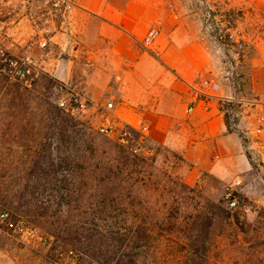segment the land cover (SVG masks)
Masks as SVG:
<instances>
[{"label":"rangeland","instance_id":"374dc122","mask_svg":"<svg viewBox=\"0 0 264 264\" xmlns=\"http://www.w3.org/2000/svg\"><path fill=\"white\" fill-rule=\"evenodd\" d=\"M44 2L26 17L20 39L13 40L5 27L0 31V44L10 54L49 51L37 42L53 24ZM15 3L19 7L30 1ZM172 3L189 16L196 37L214 43L210 79L218 84L229 128L241 135L264 175V101L253 81L264 82V0ZM4 4L9 9L1 11L0 19L7 20L11 5ZM103 65L100 57L95 66L84 50L68 81L41 69L36 84L22 88L23 105L14 100L11 110L0 105V116L10 113L7 124L0 122V212L26 218L45 238L28 239L0 220V256L7 254L15 264L57 263L54 259L89 264L86 240L105 243L117 235L122 239L118 244L135 253L138 264H264V199L252 201L249 190L237 188L239 206L230 208L228 187L209 178L189 183L186 164L167 147L154 145L149 157L136 155L116 134L97 130L108 113L104 105L110 94L99 95L97 102L87 86L114 83L113 74L105 77ZM73 93L85 98V106L74 114L58 105ZM52 225L68 227L67 233L54 232L69 244L50 236ZM72 239L82 241L69 252Z\"/></svg>","mask_w":264,"mask_h":264},{"label":"crops","instance_id":"0c3cea01","mask_svg":"<svg viewBox=\"0 0 264 264\" xmlns=\"http://www.w3.org/2000/svg\"><path fill=\"white\" fill-rule=\"evenodd\" d=\"M28 1L18 7L15 0H0V13L8 8L4 3L11 5L10 17L0 19V31L5 27V33L14 34L13 40L21 38L26 17L40 7L36 6L40 0ZM43 5L53 24L40 36L48 40V46L40 47L49 51L32 53L44 71L68 81L81 52L85 50L95 66L101 57V70L105 77L113 74L114 83L104 82L102 88L91 83L89 95L97 102L101 94L114 95L113 113L118 120L133 127L146 125L154 145L167 147L184 161L189 183L209 178L228 187L239 182L236 189L249 190L250 200L264 199V175L249 157L241 135L229 128L217 89L206 87L208 94L187 110L194 86L205 79L212 82L216 53L213 42L196 37L189 16L180 14L172 0H81L78 7L58 16L47 0ZM158 20L161 34L145 48L141 39ZM65 51L69 55L63 57ZM94 68L96 76L98 68ZM118 75L121 81L116 80ZM253 81L264 101V82L255 77ZM0 264L15 262L3 253Z\"/></svg>","mask_w":264,"mask_h":264},{"label":"built area","instance_id":"2783aa9c","mask_svg":"<svg viewBox=\"0 0 264 264\" xmlns=\"http://www.w3.org/2000/svg\"><path fill=\"white\" fill-rule=\"evenodd\" d=\"M80 2L81 0H47L52 13L56 16L66 15L68 12L78 7ZM161 26L162 23L160 20L150 26L141 39V44L145 48H150L160 36ZM38 44L44 48L48 46V40L45 37H41ZM0 66L2 70L8 71L13 77L21 80L27 87H31L38 80L42 69L38 59L30 51L20 56H14L10 54L1 44ZM116 80L121 81V77L119 75L116 76ZM206 87L216 89L218 88V84L205 79L201 85L194 86V98L192 103L187 108L188 111L193 109L194 103L198 98L208 94L205 90ZM84 101L85 98L83 96L73 93L72 97L69 99L65 96L61 97L58 100V104L66 111L74 114L76 111L80 110V108L85 106ZM115 103L116 97L111 95L104 105L108 113L98 124L97 130L104 135L116 134L119 142L133 154L145 157L152 156L155 152V146L149 139L147 126L142 124L139 127H133L118 120L117 116L113 113ZM132 132L134 135H132ZM238 183L239 182H236V184ZM236 184L228 186L226 198L230 208H236L239 206L240 201L236 193ZM0 220L8 230H11L21 236H25L31 240L40 238V241H45V238L39 236L35 227L26 218H12L7 212H3L0 214Z\"/></svg>","mask_w":264,"mask_h":264},{"label":"trees","instance_id":"16d2710c","mask_svg":"<svg viewBox=\"0 0 264 264\" xmlns=\"http://www.w3.org/2000/svg\"><path fill=\"white\" fill-rule=\"evenodd\" d=\"M0 75L3 77L2 78L0 76V94H2V97H1L2 100L6 101V104L0 103V105L1 106L5 105L4 107H7V108L9 107L10 110L12 108V106L10 107V103L13 105V100L20 102V104L23 105L22 97H21V96H23L22 95V88H25V89L31 88L32 86H34L36 84L37 81L31 87H27L26 85L23 84V82L21 80L13 77L8 71L2 70L1 66H0ZM8 80L14 81V83L20 85L21 88H20V86H18L16 84L12 83L11 84L12 86H10V84H7V82H4V81H8ZM14 85L17 86L18 88L14 87ZM61 108L64 109L63 107H61ZM1 111H3V110H1ZM4 114L6 117L0 116V122L2 124H7V122H5V120L10 115L9 110L8 111L5 110ZM61 124L63 125V122L58 123L57 128H60ZM3 136H5V134H2L1 138ZM3 212H7L12 218L21 217V216H18V217L14 216L9 210H6V209L2 210L0 212V214H2ZM57 228H58V231L62 232V234L69 232V229L67 226H63L62 228L59 226H56L53 228V225H52V231L50 232V236L54 235L57 237V239L61 238L62 241L64 240L63 243L64 242H65V244L68 243V240L66 238H64L63 236H61L60 232H54ZM74 240L72 239V242H71L72 245H70L71 248H69V252H74L73 249L75 247H77L76 246L77 243H80L82 241V239H77V240L74 239ZM121 240L122 239L117 235L112 236L111 238H108V240H106L105 243H100L99 240H97V239H91V238L87 239L85 252L88 253L89 264H138V258L136 256V254L131 252V251H126L125 246H123L122 243L118 244V242H120ZM48 242H49V240H48ZM49 243H51V242H49ZM132 245L134 246V243ZM80 246H81V244H80ZM126 246H128V245L126 244ZM72 247H74V248H72ZM122 247H124V250L122 249ZM54 261L57 263H60V264H67L63 260L60 261V259L59 260L54 259Z\"/></svg>","mask_w":264,"mask_h":264}]
</instances>
